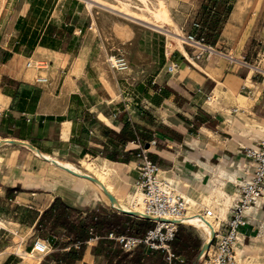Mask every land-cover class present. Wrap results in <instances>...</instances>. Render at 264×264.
<instances>
[{
	"label": "crops",
	"instance_id": "obj_1",
	"mask_svg": "<svg viewBox=\"0 0 264 264\" xmlns=\"http://www.w3.org/2000/svg\"><path fill=\"white\" fill-rule=\"evenodd\" d=\"M217 3L214 12L230 10L219 34L208 39L200 16L187 33L204 37L212 53L197 60L198 48L171 44L124 73L108 68L92 43V28L70 5L13 0L3 9L0 264H29L22 253L39 237L36 224L55 199L83 214L98 208L119 213L115 201L129 206L138 178L136 140L159 166L160 178L189 200L188 214L212 210V232L224 230L240 195L237 184L253 167L244 150L264 140V64L255 34L258 5ZM171 64L177 68L168 72ZM194 237L200 253L205 234ZM97 242L86 243L76 264H104L92 253ZM235 251L237 264L264 254V194Z\"/></svg>",
	"mask_w": 264,
	"mask_h": 264
},
{
	"label": "built area",
	"instance_id": "obj_2",
	"mask_svg": "<svg viewBox=\"0 0 264 264\" xmlns=\"http://www.w3.org/2000/svg\"><path fill=\"white\" fill-rule=\"evenodd\" d=\"M198 27L197 24H195ZM91 27H89L90 29ZM183 43L198 48L195 59H201L205 54L212 53L213 48L206 44L204 37L193 34H186ZM108 67L119 73L129 70V62L125 55L119 50L116 54L107 59ZM30 66V63H28ZM44 64L38 63L37 68ZM176 64L168 67V72L176 70ZM38 83H45V79H37ZM209 99V97L207 98ZM135 146L134 157L138 161L136 169L138 178L135 183V195L138 199H132V206H135L139 220L149 221L154 227L148 230L141 238L124 235L108 234L106 237L113 240L125 253H132L139 247H143L147 253L161 252L166 255L168 264L174 259L170 243L180 226L188 225L187 219L196 217L200 219H212V210H204L202 217L188 214L190 202L178 193L175 186L159 176L160 168L152 162L143 144L136 140L132 143ZM244 155L252 163V170L248 178L237 184L240 195L236 205L231 210L229 220L224 230H214L212 243L203 255L202 264H237L236 245L242 228L247 224L249 212L264 194V140H261L255 147L245 149ZM194 227V226H191ZM2 229L0 225V230ZM75 249L80 244H74ZM51 250L47 240L35 239L32 244V252L46 256Z\"/></svg>",
	"mask_w": 264,
	"mask_h": 264
},
{
	"label": "rangeland",
	"instance_id": "obj_3",
	"mask_svg": "<svg viewBox=\"0 0 264 264\" xmlns=\"http://www.w3.org/2000/svg\"><path fill=\"white\" fill-rule=\"evenodd\" d=\"M12 1L13 0H0V21L2 20L1 12L3 9H6ZM27 1L39 6L45 4L48 8L60 4L63 5V9H65L68 5H70L73 9L79 10L80 21L83 22L84 26H87V28H92L90 31V35H92V43L97 42L99 50L106 57V64L107 59L120 50L129 62V70L127 72H130L134 63L145 62L148 60L147 56L153 55L154 58H156L160 53H165L167 47L168 50H171V44L178 43L175 39L176 33L182 35L183 39L187 33L192 31L193 24L199 23L197 18L202 11V7L206 3H209V0ZM213 1L215 2L217 0ZM236 1L237 0H219V3H221L222 6L228 4V8H230V6ZM241 1L249 10L252 9L253 5H258L256 14L254 15V18L257 21L255 34L258 36V40H260L258 53L264 64V0ZM159 3L162 4L168 16V21H165L166 23L164 22V24H158L152 14L160 9ZM208 6H210V4H208ZM250 16L252 17V14H250ZM127 207L132 209V202H130V205ZM201 220L205 221L212 227L214 226V222L212 220ZM184 228L193 236H197L201 232V230L196 227ZM37 238L41 239L39 237ZM34 239L35 236L28 240V244L26 246L28 253H22V257L25 262H28L29 264H36L38 262L39 264H54L48 259V256L53 252L52 248L46 256L32 252ZM202 263L203 259L199 264ZM238 264H264V254L262 253L261 255L244 259L241 262L238 260Z\"/></svg>",
	"mask_w": 264,
	"mask_h": 264
},
{
	"label": "trees",
	"instance_id": "obj_4",
	"mask_svg": "<svg viewBox=\"0 0 264 264\" xmlns=\"http://www.w3.org/2000/svg\"><path fill=\"white\" fill-rule=\"evenodd\" d=\"M217 5V1L209 0L199 14L200 22L206 25L208 39L219 34L230 13V10L214 12ZM153 227L154 224L149 221L102 208L83 214L55 199L41 214L35 229L41 239L47 240L52 249H57L48 256L54 264H76L81 261L86 243L95 238H98V242L92 248V253L100 256L104 264H168L164 253H147L143 247L125 253L113 240L106 238L110 233L141 238ZM62 235L65 237L64 242L59 239ZM76 243L80 244L78 250L74 248ZM170 248L174 255L170 264H197L200 241L183 227L178 228Z\"/></svg>",
	"mask_w": 264,
	"mask_h": 264
},
{
	"label": "bare ground",
	"instance_id": "obj_5",
	"mask_svg": "<svg viewBox=\"0 0 264 264\" xmlns=\"http://www.w3.org/2000/svg\"><path fill=\"white\" fill-rule=\"evenodd\" d=\"M160 4V3H159ZM160 9H158L157 11L153 12V16L155 18V20L158 22V24H161L166 21H168V16H167V13L165 11V9L163 8L162 4H160ZM156 10V9H155ZM167 10V9H166ZM170 20V18H169ZM165 22V23H166ZM155 26V25H154ZM160 28V27H159ZM176 41L178 43H182L183 40H182V35L180 34H177L176 33ZM170 46V45H169ZM46 157V156H45ZM47 159V158H46ZM50 160V159H49ZM53 160V159H52ZM54 161V160H53ZM52 161V162H53ZM56 163V162H55ZM57 164V163H56ZM67 167H70L72 168V170L76 173H80L77 169H75V167L71 166V165H65ZM64 168V167H63ZM67 170V169H66ZM69 171V170H68ZM71 172V171H70ZM73 173V172H71ZM85 175V174H83ZM81 176V175H80ZM82 178V177H81ZM92 178V177H91ZM96 181V180H95ZM99 185V184H98ZM102 188V187H101ZM105 191V190H104ZM107 191V190H106ZM110 195V193H109ZM132 197V196H131ZM134 199H138V196H134ZM111 201V200H110ZM114 206H116L117 208H119L120 210H123V211H126V212H138L139 209H137L135 206H132V209H129V207L125 206L124 204L118 202V201H115L114 202ZM188 225L190 226H194L196 227L197 229L201 230L204 234H205V238H206V242L209 243L210 239H211V232L213 230V227L208 225L205 221L203 220H197L196 217H192L190 219H187V222H186Z\"/></svg>",
	"mask_w": 264,
	"mask_h": 264
},
{
	"label": "water",
	"instance_id": "obj_6",
	"mask_svg": "<svg viewBox=\"0 0 264 264\" xmlns=\"http://www.w3.org/2000/svg\"><path fill=\"white\" fill-rule=\"evenodd\" d=\"M146 148L148 147V146H145ZM81 176H83V177H85V178H87V179H89V180H92V181H95V180H93L92 178H90L89 176H86V175H81ZM111 201H113V199L111 198ZM122 214H125V215H129V216H132V217H136V216H138V214L137 213H135V212H126V211H123V210H121L120 211ZM212 238H213V232H212V237H211V240L209 241V243L207 244V246L199 253V256L200 255H202V254H204L208 249H209V247H210V245H211V243H212ZM198 256V257H199Z\"/></svg>",
	"mask_w": 264,
	"mask_h": 264
}]
</instances>
